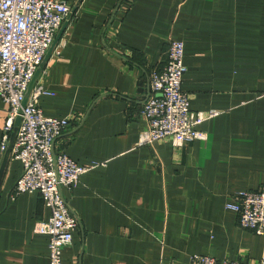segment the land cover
I'll return each mask as SVG.
<instances>
[{
	"label": "crops",
	"instance_id": "1",
	"mask_svg": "<svg viewBox=\"0 0 264 264\" xmlns=\"http://www.w3.org/2000/svg\"><path fill=\"white\" fill-rule=\"evenodd\" d=\"M71 13L34 79L46 118H69L55 150L90 167L62 190L79 220L62 264H185L194 256L256 264L264 235L226 208L264 187V0H64ZM184 44L181 89L192 112H218L174 148L137 147L149 75ZM7 108L0 102V138ZM0 152V264H50V212L15 196L21 164Z\"/></svg>",
	"mask_w": 264,
	"mask_h": 264
},
{
	"label": "built area",
	"instance_id": "2",
	"mask_svg": "<svg viewBox=\"0 0 264 264\" xmlns=\"http://www.w3.org/2000/svg\"><path fill=\"white\" fill-rule=\"evenodd\" d=\"M70 13L71 5L64 0H0V102L7 108L0 152L8 150L10 133L19 117L9 156L21 164L22 171L13 193H37L48 208L49 219L37 223L35 232L48 237L50 264H62L63 251L72 246L73 234L79 229V220L69 209L62 190H71L90 167L80 166L55 150V142L71 120L46 118L39 101L51 93L42 84L30 90L29 86ZM183 58V42L170 41L162 69L149 75L141 109L147 128L140 133L137 147L167 140L174 148H182L206 139L196 126L218 112L190 110L189 98L181 89L186 72ZM226 208L237 214L241 229L264 235V187L239 193ZM185 264L239 263L194 256ZM256 264H264V257Z\"/></svg>",
	"mask_w": 264,
	"mask_h": 264
},
{
	"label": "water",
	"instance_id": "3",
	"mask_svg": "<svg viewBox=\"0 0 264 264\" xmlns=\"http://www.w3.org/2000/svg\"><path fill=\"white\" fill-rule=\"evenodd\" d=\"M37 73H38V71L36 72V74H35V76H34V79H35ZM34 79L32 80V82H31V84H30V86H29V90L31 89V87H32V85H33V83H34ZM26 102H27V98H25V99L23 100V102H22V107H23V108L25 107ZM19 123H20V118L18 117V118L16 119V121H15V124H14V127H15L16 129H17V127L19 126ZM9 152H10V150H9ZM9 152H8V153H9Z\"/></svg>",
	"mask_w": 264,
	"mask_h": 264
}]
</instances>
